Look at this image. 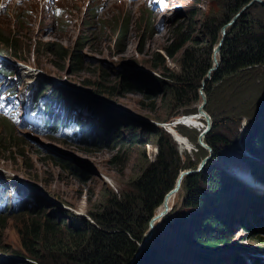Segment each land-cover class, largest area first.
<instances>
[{
	"label": "rangeland",
	"instance_id": "obj_1",
	"mask_svg": "<svg viewBox=\"0 0 264 264\" xmlns=\"http://www.w3.org/2000/svg\"><path fill=\"white\" fill-rule=\"evenodd\" d=\"M167 2L168 6L159 16H155L143 13L144 7L149 12L153 8L145 6L140 0H0V59L6 61L0 60V72L6 78V83L0 80V84L4 83L8 89L15 90L19 99L28 91L45 95V112L52 122H55L52 117L63 118L64 107L69 108V111L66 110L68 115L73 113L79 120H98L100 135L96 134L94 140L101 137L102 141L107 133L115 130L121 134L119 141L113 142V139L107 138L106 146L72 144L63 135L55 140L49 134H39L27 126H12L0 119V135L5 132L4 141H0V179L6 182L0 184V191L7 189V186L16 187L18 193H24L25 198L30 196L32 203L28 205L24 201L25 209L0 216L6 218V222L0 226V255H8L6 250H20L21 223L25 224L37 211L53 218L59 216L60 210L86 217L88 210L105 205L106 191H112L117 197L128 193L130 183L140 177L158 153L152 138L146 142L138 138L128 147L120 143L128 140L127 133L132 129L138 128L137 134H140V130L143 131L142 124L161 128L168 136L165 126H171L181 145L187 138L188 143L185 144L190 147L185 152L174 142L179 156L178 165L181 168L193 166L180 170L177 177L183 172H188V176L197 175L206 165L199 168L204 158H208V162L212 161V149L208 146L211 149L209 155L207 148L196 143L199 129H203L206 124L191 125L198 124L193 120L197 117L196 113L188 116L185 123L198 129L181 125L176 130L170 125L174 119L186 117H176L182 110L174 111L175 117L169 115L174 107L170 106L166 98H162L161 88L154 78L161 79V65L156 68L159 59H163L162 67L166 70L174 74L179 72L178 58L188 41L172 59H166L164 52L173 50L181 38L187 35L189 38H202L205 35V19L215 20L221 16L220 4L205 0ZM261 5L253 2L244 10L241 8L240 15L246 13L251 24L256 22L264 25ZM55 10H58V15ZM161 15L163 17L159 18ZM123 25L126 26L125 33L118 36V29ZM231 26H227L225 32ZM218 35L220 38V30ZM77 53L81 55V63L74 68L71 67V57ZM217 64L214 71L219 67V52ZM120 76H125L132 85L130 93H123L118 88ZM246 79L250 83L243 81ZM71 86L91 95H95L94 91L109 92L110 95L104 93L107 97L103 95L102 98L118 107L93 100ZM242 87L246 89L245 92ZM212 88L207 97L202 91L205 100L202 110L211 123L210 130L213 124L226 126L221 128L222 133L228 141L234 138L238 147L237 138L239 142L243 133L249 135L250 125L246 120H253L254 110L248 104L260 107L257 101L264 90V65L242 72L221 86L214 84ZM54 90L59 99L50 100L48 96ZM198 99L195 105L183 111L190 114L196 110L201 103V98ZM61 101L63 105H60ZM58 108H64L63 115L56 113ZM99 115L102 117L100 121ZM71 132L68 129L65 135L69 136ZM7 137L11 139L10 142H7ZM36 141L51 144L63 154H73L80 160L78 166L69 162V168L57 165L51 156L38 148ZM232 150L233 153L215 156L214 165L242 185L245 184V188L253 194L263 196L264 184L258 182L249 171L248 176L240 178L231 170L245 167L246 156L264 165V150L256 155H250L244 149L235 155L234 147ZM185 177L187 175L183 179ZM178 192L170 211L179 208L181 195ZM22 214H26L25 218H22ZM254 236V233L247 235L239 230L238 225L232 227L230 245L234 246L229 252L248 257L259 251L256 247L260 249L263 246L264 249V235L260 234L258 238L263 240L260 239L258 243L250 239L256 238ZM140 253L137 255L135 252L127 264H134Z\"/></svg>",
	"mask_w": 264,
	"mask_h": 264
},
{
	"label": "trees",
	"instance_id": "obj_2",
	"mask_svg": "<svg viewBox=\"0 0 264 264\" xmlns=\"http://www.w3.org/2000/svg\"><path fill=\"white\" fill-rule=\"evenodd\" d=\"M205 1L219 2L221 16L215 20L205 19V35L202 38H189L187 35L181 38L177 47L173 46V50L167 49L164 52L166 59H172L188 41L178 58L179 72L174 74L162 67L163 59H159L160 62L156 66L158 68L161 65L162 75L161 79L154 80L161 88L162 98H166L170 106L174 107L169 115L182 110L180 114H173L172 117L196 114L195 109L190 114L183 110L195 105L199 100L200 82L210 68L211 50L219 38V30L252 0ZM261 6L264 13V5ZM249 18L246 13L241 14L226 30L219 50V67L211 73L209 82L205 83L203 89L206 97L212 92V85L221 86L242 72L264 65V25L256 22L251 24ZM125 28V25L119 27L118 36L125 33ZM62 57L63 55L60 59ZM71 61V67H79L81 55L77 53L71 57ZM120 77L118 88L122 89L123 93H130L132 85L125 76ZM243 81L250 83L247 79ZM242 88L245 92L246 89ZM93 93L100 97H104V93L110 95L106 91ZM48 98L59 99L58 93L54 90ZM63 103L61 101L60 105ZM258 103L259 108L248 104L250 109L254 110L253 120H246L250 125L249 135L243 133L239 142L237 138L238 147L234 138L228 141L222 133L221 128L226 126L212 125L203 138V142L213 151L212 161L207 162L197 175L182 179L178 192V195H181L179 208L176 211L172 208L160 221L158 230L134 264H264L263 246L260 249L256 247L259 251L248 257L229 252L234 246L230 245L234 226L238 225L239 230L247 235L254 233L256 238L250 239L256 243L263 240L258 237L260 234L264 235V195L253 194L241 182L220 171L213 163L215 156L233 153V147L235 155L239 154L240 149L250 155L259 154L264 150V90L258 98ZM64 108L63 118L52 117L54 123L67 124L71 121L77 127V133L73 136L78 135V141L82 145L106 146L107 138L113 139V142L121 139V134L115 130L107 133L102 141L101 137L94 140L96 134H99L100 122L96 119L79 120L73 113L67 114L68 107ZM64 108H58L56 113L63 115ZM101 118L99 115V121ZM197 123L191 125H205L201 121ZM181 125L188 129H198L186 123L177 124L175 129ZM141 127L143 131L140 130V134H137L138 128L132 129L127 133L128 140L120 143L128 147L138 138H143L145 142L152 138L158 153L155 160L147 164L140 177L130 183L128 193L117 197L112 191H106L105 205L88 210L86 217L60 210L59 216L53 218L37 211L25 224L21 223L20 250H6L8 255L0 257V264H127L147 230L149 219L161 205L163 196L173 188L178 172L193 166L192 164L179 167V156L174 142L161 128L152 127L150 124H142ZM175 144L178 148L182 147L183 152L188 151L190 147L185 143L181 145L180 141ZM244 158L250 174L264 184V165L247 156ZM52 159L59 166L71 167L67 161L55 157ZM30 199L31 197L25 198V203L32 205ZM23 209L25 206L21 210ZM25 216L26 214H22V218ZM3 222L6 220L0 218V226Z\"/></svg>",
	"mask_w": 264,
	"mask_h": 264
},
{
	"label": "water",
	"instance_id": "obj_3",
	"mask_svg": "<svg viewBox=\"0 0 264 264\" xmlns=\"http://www.w3.org/2000/svg\"><path fill=\"white\" fill-rule=\"evenodd\" d=\"M253 2H255L257 4H260V5L261 4H264V0L263 1H261V0H252L248 4H246L244 7H242L241 10H244L247 6H249ZM241 10L235 16H233L231 18V20H229V22L226 25H224V26H222L220 28V38H219L216 46L212 49V53H211V63H212V66H210V68L207 70L204 78L201 80V82H200V88H199V91H198V95L201 98V103L197 107L196 113H197V116H202L203 117V121L206 124V126L198 134L197 142L196 143H197L198 146H204L205 148H207L209 155H210L209 152L211 151V149L206 144H203L204 142L202 141V138L205 136V134H207V132H209L210 127H211V123H210L208 117L204 114V112L202 110V108L204 106V103H205V100H204V96L202 94V91H203V88H204V84L210 79L211 72H213L216 69L217 65H218L217 64V58H216V61H215L213 56H214V54H216V57H218L219 48H220V46H221V44H222V42L224 40V36H225V28L227 26H231L233 24V22L240 16ZM57 84H59V83H57ZM71 88L74 89V90H76V91H78V92H80V93H82V94H86V95L90 96L93 100H96V101H98L100 103L106 104V105L111 106V107H116V108L118 107L117 105H114L113 103L109 102L107 99H103L100 96L91 95L89 92H87L85 90H82L80 88H75V87H72V86H71ZM173 122H175L176 124H179V123H181V119L179 121L178 120H175ZM165 128L167 130L166 132L170 135L172 141L175 142L174 139H173V137L169 133V131H168V129H167L166 126H165ZM36 144H37L38 148L43 149V151L46 152L47 155L52 156V157H55V158H58L60 160L67 161V162H69L71 164H74L75 163L78 166V162L80 160H78L77 158L73 157V154H71V153L63 154L58 149H56L55 146H53L51 144H48V143L45 144V143H42L40 141H36ZM208 160H209L208 158H204V160L200 162L199 168H201L202 166H204L206 164V162H208ZM184 175H187L188 176L189 173L188 172L180 173L178 175V177L176 178V180H175V183H174L173 188L169 192L176 191L178 189V186H179L178 185V181ZM166 194H165V196H166ZM165 196L163 197V199L161 201L162 210L158 214H156L155 216H152L149 219L148 223H147V230H146L145 234L143 235L142 240L137 245V251H136L137 255L145 248L146 243L148 242V240L150 239V237H151V235H152V233L154 231V230H152V231L150 230L152 218L153 217H160L161 218L162 216L164 217L167 214V212L169 211L168 208L166 207V204H164ZM0 257L4 258L5 256L0 255ZM129 263H130V261H129Z\"/></svg>",
	"mask_w": 264,
	"mask_h": 264
},
{
	"label": "bare ground",
	"instance_id": "obj_4",
	"mask_svg": "<svg viewBox=\"0 0 264 264\" xmlns=\"http://www.w3.org/2000/svg\"><path fill=\"white\" fill-rule=\"evenodd\" d=\"M65 26V25H64ZM63 26V27H64ZM214 60L216 61V54H214ZM2 62H4V60L3 59H0ZM10 96V90L4 85V84H0V97L4 100V99H7L8 97ZM199 106V105H198ZM192 116V115H191ZM186 119H187V117L186 118H184V119H182L181 120V123H185L186 122ZM176 119H174L173 121H175ZM194 120V122H200L201 121V123L202 122H204V121H202L203 120V117L202 116H197L196 117V119L194 118L193 119ZM179 121V120H178ZM180 124V123H179ZM170 125H172L173 127H175L177 124L175 123V122H172V124H170ZM203 126V125H202ZM206 126V125H205ZM205 126H203V129L205 128ZM167 129H168V131H169V133L171 134V136L173 137V139H174V141L176 140V141H178L179 142V139L177 138V134L174 132L175 130L171 127V126H167ZM202 129V130H203ZM204 138V137H203ZM203 138H202V141H203ZM187 138H185V143H188V140H186ZM176 143V142H175ZM204 160V159H203ZM202 160V161H203ZM246 165V166H245ZM245 167H247L248 168V166H247V164L245 163ZM245 167H236L235 169H233V170H231V171H233L234 172V174H236L238 177H246V176H248L249 175V173H248V170H247V168H245ZM199 170V169H198ZM10 175V174H9ZM182 179H183V177L182 178H180L179 179V181H178V189L176 190V191H172V192H169V193H167L166 194V196H165V199H164V204H166V207L168 208V212H167V214L170 212V207L172 206V203L174 202V200H175V197H176V194H177V192L179 191V189H180V185H181V182H182ZM251 181L252 180H250V182L249 183H251ZM6 182L5 181H3L2 179H0V184H5ZM27 199H29L30 198V196H27L26 197ZM177 199V198H176ZM25 202H27V200H25ZM162 210V205H160L158 208H157V210L155 211V214L153 215V216H155L156 214H158L160 211ZM166 214V215H167ZM165 215V216H166ZM164 216V217H165ZM163 216L160 218V217H153L152 218V220H151V227H150V230L152 231V230H154L153 231V233H152V235H151V237H150V239L148 240V242L146 243V245H148V243L150 242V240H151V238H152V236L154 235V233L156 232V230H157V228L159 227V225H160V221L164 218ZM145 245V246H146Z\"/></svg>",
	"mask_w": 264,
	"mask_h": 264
},
{
	"label": "clouds",
	"instance_id": "obj_5",
	"mask_svg": "<svg viewBox=\"0 0 264 264\" xmlns=\"http://www.w3.org/2000/svg\"><path fill=\"white\" fill-rule=\"evenodd\" d=\"M52 123H54V122H51V124H52ZM145 145H147V144L145 143ZM22 208H23V207H22ZM22 208H21V209H22ZM18 211H20V210H18ZM14 212H17V210H9V211H8V214H10V213H14ZM3 214H4V213H1L0 216L3 215ZM0 218H2V217H0ZM3 219H6V218H3ZM3 256H4V255H3ZM5 256H6V255H5Z\"/></svg>",
	"mask_w": 264,
	"mask_h": 264
}]
</instances>
